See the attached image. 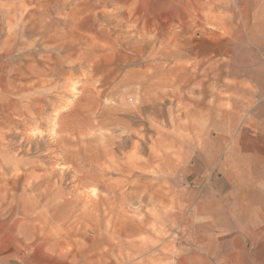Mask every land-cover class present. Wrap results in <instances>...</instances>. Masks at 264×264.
Listing matches in <instances>:
<instances>
[{"label": "rangeland", "instance_id": "374dc122", "mask_svg": "<svg viewBox=\"0 0 264 264\" xmlns=\"http://www.w3.org/2000/svg\"><path fill=\"white\" fill-rule=\"evenodd\" d=\"M132 3L0 0V264H264V0Z\"/></svg>", "mask_w": 264, "mask_h": 264}, {"label": "clouds", "instance_id": "9594fccd", "mask_svg": "<svg viewBox=\"0 0 264 264\" xmlns=\"http://www.w3.org/2000/svg\"><path fill=\"white\" fill-rule=\"evenodd\" d=\"M136 0H133L132 5L130 6V11L132 10V8H134ZM194 35V33H193ZM188 40H190V38H186ZM179 43V42H178ZM137 103H139V101H137ZM139 115V113H137ZM140 119L144 120L145 116L140 115ZM43 228V226H41V229ZM45 232L37 229L36 226H31L30 229L27 231V242L29 244H31L33 241H36L38 239V237L40 236H44ZM15 236L13 234H9L7 236L0 234V247H4V246H12L13 244H15ZM21 264H24V261L21 260Z\"/></svg>", "mask_w": 264, "mask_h": 264}, {"label": "crops", "instance_id": "0c3cea01", "mask_svg": "<svg viewBox=\"0 0 264 264\" xmlns=\"http://www.w3.org/2000/svg\"><path fill=\"white\" fill-rule=\"evenodd\" d=\"M242 191H244V190H242ZM261 217L262 218H260V219H262V222H263L264 221V218H263L264 217V210L261 211Z\"/></svg>", "mask_w": 264, "mask_h": 264}, {"label": "bare ground", "instance_id": "6f19581e", "mask_svg": "<svg viewBox=\"0 0 264 264\" xmlns=\"http://www.w3.org/2000/svg\"><path fill=\"white\" fill-rule=\"evenodd\" d=\"M74 88V87H73Z\"/></svg>", "mask_w": 264, "mask_h": 264}]
</instances>
